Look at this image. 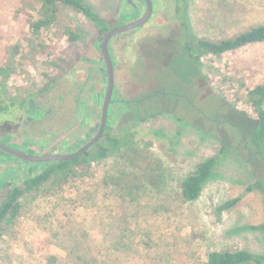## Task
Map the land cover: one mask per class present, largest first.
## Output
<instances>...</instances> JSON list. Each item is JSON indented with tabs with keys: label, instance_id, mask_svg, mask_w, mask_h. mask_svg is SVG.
Here are the masks:
<instances>
[{
	"label": "rangeland",
	"instance_id": "1",
	"mask_svg": "<svg viewBox=\"0 0 264 264\" xmlns=\"http://www.w3.org/2000/svg\"><path fill=\"white\" fill-rule=\"evenodd\" d=\"M83 1L110 29L130 9L125 0ZM151 2L143 27L109 41L118 101L104 133L118 145L103 135L110 151L86 177L22 195L0 225V264H204L210 251L264 254V150L241 143L255 129L242 99L264 85V42L198 63L187 51L264 26V0ZM38 12L35 0H0V70L11 75L0 82L17 105L12 118L0 116V133L15 122L23 142L42 150L44 136L72 143L98 123L106 84L91 21L59 6L34 33ZM240 103L244 114L232 106ZM214 156L200 195L184 201L181 180ZM255 183L261 189L247 192Z\"/></svg>",
	"mask_w": 264,
	"mask_h": 264
},
{
	"label": "trees",
	"instance_id": "2",
	"mask_svg": "<svg viewBox=\"0 0 264 264\" xmlns=\"http://www.w3.org/2000/svg\"><path fill=\"white\" fill-rule=\"evenodd\" d=\"M38 4L39 18L31 24L34 33H37L42 28H47L56 18V13L59 6L67 7L74 12L85 16L94 25L99 37L102 39L110 26L105 22L93 9L83 0H35ZM185 1V0H184ZM72 41L78 40V36L69 33ZM264 42V26H257L246 30L245 32L230 38L220 41L199 40L197 49L187 47L190 58L198 63L202 57L207 55L220 56L224 53L235 51L243 46L254 43ZM109 50V43H108ZM198 51L195 55L193 51ZM0 73L4 79L11 78L10 73L5 69H1ZM6 99L4 96V85L0 82V111L4 108L1 101ZM118 100L113 96V105H116ZM243 103L248 104L254 114L255 129L246 138L242 140L243 148L250 152L253 151V146L258 150L264 149V85H256L251 89L246 90L242 99ZM241 104L232 105L234 110L239 114H244L241 109ZM108 143L111 147H116L117 141L110 138L107 133ZM92 150V152H90ZM110 151L109 146L96 143L92 148L83 154L75 157L70 161L53 163L44 171L39 173L32 179L25 182V188L18 193H10L8 198L0 206V225L3 221L9 222L20 208V198L28 191H35L41 186H45L47 190L59 188L61 185L68 184L69 181L75 178L86 177L90 164L95 160L105 158ZM249 152V153H250ZM223 151L221 152V154ZM220 156L209 157L202 162H199L194 170L184 177L179 185V194L184 201L191 202L198 198L204 183L211 177L214 168L217 165ZM253 159V157H252ZM80 164V165H79ZM82 165V167H81ZM79 169V172L77 171ZM261 184L255 183L247 187L246 191L260 190ZM240 200V197L232 198L219 206V210L230 209L235 206ZM251 262L252 264H264V254L254 256L247 251H210L206 254L204 264H243Z\"/></svg>",
	"mask_w": 264,
	"mask_h": 264
},
{
	"label": "flooded vegetation",
	"instance_id": "3",
	"mask_svg": "<svg viewBox=\"0 0 264 264\" xmlns=\"http://www.w3.org/2000/svg\"><path fill=\"white\" fill-rule=\"evenodd\" d=\"M125 7H128L130 9L129 10L126 9V14L119 16L121 18L119 22H121L122 25L130 23L134 21L136 18H140L146 10V5L143 0H125ZM141 10H143L142 13H140ZM120 25L118 24V26ZM98 49H99V45H98ZM99 60L100 61L97 70L100 71L102 69L101 71H103L105 68L101 61V56ZM114 93H115V84L111 97V102L107 110L105 128L98 142H100L105 130L109 126L108 121H110L111 119V113H112L111 107H113L114 104L113 103V96L115 95ZM103 97H102V101H103ZM59 98H61V96H59ZM102 101L100 103V112L98 113V120H99L98 123L95 124L94 126L89 127L84 133V137L82 139H78L72 143L66 141V138L63 137L62 139L58 140L57 143L51 144L49 140L50 139L49 136L48 137L44 136L46 137L45 141L47 140V145L45 147L43 145L42 147L43 149L39 150L38 146L33 144L27 145L25 144V142H23L25 141L22 132L24 127H21L20 129L16 128L17 125L15 122L13 123L14 126L10 127L7 130L4 129L0 133V206L8 198L11 192L12 193L21 192L25 188V182L27 180L37 176L39 173L47 169L49 165L56 162L60 163L59 161H55V162L34 161L33 159L35 157L72 154L94 138V136L98 131L101 120ZM1 105L4 108L2 109V111H0V116H4L7 118L8 117L12 118V116H15L14 112L16 111L17 108V105L15 104V100H11L10 98L3 99L1 101ZM80 127L85 128L83 124H80ZM38 135L39 134H36V136Z\"/></svg>",
	"mask_w": 264,
	"mask_h": 264
},
{
	"label": "water",
	"instance_id": "4",
	"mask_svg": "<svg viewBox=\"0 0 264 264\" xmlns=\"http://www.w3.org/2000/svg\"><path fill=\"white\" fill-rule=\"evenodd\" d=\"M146 5V10L144 14L140 18H136L134 21L120 25L116 28L110 29L105 33L103 38L100 41L99 44V51L101 56V61L104 66V70L100 73L102 74L103 81L106 83L105 87V93L102 101V107H101V120L99 124L98 131L94 138L87 142L85 145H83L80 149L75 151L72 154L67 155H48V156H42V157H35L34 161H43V162H55V161H70L74 159L75 157L79 156L83 152L89 150L92 146H94L98 140L100 139L103 130L105 128L106 123V117H107V110L109 107V104L111 102V97L114 89V60L110 56L109 50H108V43L109 41L116 35L122 34L124 32L142 27L146 22L150 19L152 15V3L151 0H143Z\"/></svg>",
	"mask_w": 264,
	"mask_h": 264
}]
</instances>
